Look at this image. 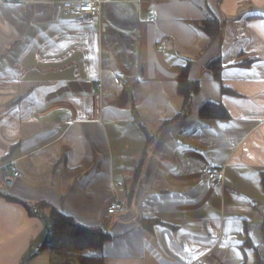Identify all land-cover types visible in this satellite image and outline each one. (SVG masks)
Wrapping results in <instances>:
<instances>
[{
	"label": "crops",
	"instance_id": "0c3cea01",
	"mask_svg": "<svg viewBox=\"0 0 264 264\" xmlns=\"http://www.w3.org/2000/svg\"><path fill=\"white\" fill-rule=\"evenodd\" d=\"M8 162L0 264H51L35 252L52 210L109 235L104 264H264V0H105L96 17L0 0Z\"/></svg>",
	"mask_w": 264,
	"mask_h": 264
},
{
	"label": "trees",
	"instance_id": "16d2710c",
	"mask_svg": "<svg viewBox=\"0 0 264 264\" xmlns=\"http://www.w3.org/2000/svg\"><path fill=\"white\" fill-rule=\"evenodd\" d=\"M200 27L212 38L221 33L220 22L217 20L205 21L201 23ZM179 84L180 92L186 97L188 95L186 90L191 84L187 83L185 79ZM200 115L223 117L226 112L219 106L206 104L200 108ZM108 238L107 233H103L99 229L76 225L70 217L52 210L48 216L46 236L35 254L49 251L53 257L60 259V262L51 261V264H104L99 251ZM87 251H94L95 254H88Z\"/></svg>",
	"mask_w": 264,
	"mask_h": 264
},
{
	"label": "built area",
	"instance_id": "2783aa9c",
	"mask_svg": "<svg viewBox=\"0 0 264 264\" xmlns=\"http://www.w3.org/2000/svg\"><path fill=\"white\" fill-rule=\"evenodd\" d=\"M60 7L66 11L68 14L79 17H96L100 13L101 5L105 0H54ZM147 21L149 23H155L158 19L157 11L155 9H150L146 13ZM159 48L161 50H166V42H159ZM124 85V82H122ZM99 90V87L97 88ZM95 88L94 91L97 90ZM97 90V91H98ZM4 170L11 173L14 178H21L22 173L14 165V162H8L0 166ZM206 176V181L209 187H216L221 185L224 178L223 170L212 165H206L204 169ZM125 211V205L121 201H116L109 205L106 210L108 215L114 213H122ZM190 264H201L199 260H195Z\"/></svg>",
	"mask_w": 264,
	"mask_h": 264
},
{
	"label": "rangeland",
	"instance_id": "374dc122",
	"mask_svg": "<svg viewBox=\"0 0 264 264\" xmlns=\"http://www.w3.org/2000/svg\"><path fill=\"white\" fill-rule=\"evenodd\" d=\"M88 253H90V254H95V252L94 251H88ZM60 262V259L59 258H57V257H51V259H50V261L49 262Z\"/></svg>",
	"mask_w": 264,
	"mask_h": 264
}]
</instances>
